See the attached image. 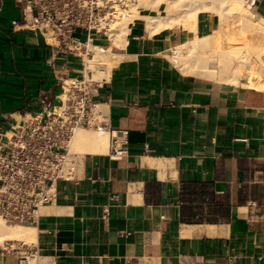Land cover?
I'll return each mask as SVG.
<instances>
[{
	"label": "crops",
	"instance_id": "crops-1",
	"mask_svg": "<svg viewBox=\"0 0 264 264\" xmlns=\"http://www.w3.org/2000/svg\"><path fill=\"white\" fill-rule=\"evenodd\" d=\"M252 11L264 20V0ZM14 20L10 0L0 15L4 129L41 112L44 95L59 104L61 81L85 66ZM219 26L203 14L197 33L150 36L136 18L123 47L92 38L118 57L95 102L112 129L128 133L129 153L113 160L109 146L78 156L77 180L59 181L56 202L26 226L36 241L25 250L39 264H264V90L184 74L172 60ZM0 252V264H17L18 254Z\"/></svg>",
	"mask_w": 264,
	"mask_h": 264
},
{
	"label": "built area",
	"instance_id": "built-area-1",
	"mask_svg": "<svg viewBox=\"0 0 264 264\" xmlns=\"http://www.w3.org/2000/svg\"><path fill=\"white\" fill-rule=\"evenodd\" d=\"M252 8L256 0H249ZM21 20L15 29L41 34L48 46L84 62L81 53L93 44L94 36L110 39L113 17L120 0H12ZM6 0H0V15ZM87 34V42L77 37ZM85 68V66H84ZM100 83L82 74L61 81L60 103L41 97L42 111L27 113L8 129L0 127V220L9 226H32L42 210L55 203L59 181H76L78 156H71L70 143L79 129L108 132L110 158L129 153L128 133L111 128L95 98ZM24 243L6 242L3 253L18 254L17 264L33 257ZM26 258V260H24ZM26 261V263H25Z\"/></svg>",
	"mask_w": 264,
	"mask_h": 264
},
{
	"label": "bare ground",
	"instance_id": "bare-ground-1",
	"mask_svg": "<svg viewBox=\"0 0 264 264\" xmlns=\"http://www.w3.org/2000/svg\"><path fill=\"white\" fill-rule=\"evenodd\" d=\"M120 1L122 4L108 33L112 45L123 47L126 44L131 32L128 26L136 18L146 21L147 33L152 36L174 28L197 33L201 15L213 14L218 18L219 29L183 44L172 57L173 62L184 74L264 90V20L255 16L249 0ZM141 10L151 14L142 17ZM87 48L81 53L85 76L98 83L107 81L118 57L108 48L91 43ZM110 140L108 132L79 129L70 143V155L85 157L89 153L108 152ZM34 232L32 228L9 226L0 220V245L6 242L32 245L36 241ZM31 259L24 258L28 264H33Z\"/></svg>",
	"mask_w": 264,
	"mask_h": 264
},
{
	"label": "rangeland",
	"instance_id": "rangeland-1",
	"mask_svg": "<svg viewBox=\"0 0 264 264\" xmlns=\"http://www.w3.org/2000/svg\"><path fill=\"white\" fill-rule=\"evenodd\" d=\"M7 1L9 2L10 0H7ZM7 1H6V5H7ZM11 1H12V0H11ZM162 11H163V8H162ZM227 29H229V27H227ZM90 76H91V75H90ZM4 244H6V243H4ZM4 244L0 245V248L3 247ZM0 253H1V252H0ZM35 258H36V259H35ZM32 259L34 260V263H33V264H39V261L37 260V257L34 256V257H32ZM32 259H31V260H32ZM33 260H32V261H33ZM1 262H2V260H1V258H0V263H1Z\"/></svg>",
	"mask_w": 264,
	"mask_h": 264
}]
</instances>
